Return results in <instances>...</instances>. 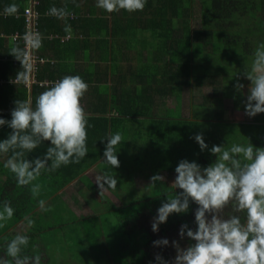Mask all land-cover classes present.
<instances>
[{
	"label": "trees",
	"instance_id": "16d2710c",
	"mask_svg": "<svg viewBox=\"0 0 264 264\" xmlns=\"http://www.w3.org/2000/svg\"><path fill=\"white\" fill-rule=\"evenodd\" d=\"M155 1H158V3L156 4ZM160 1L147 0L144 8L135 12L124 10L111 13L103 10L98 12L89 11V15L84 19V22L88 23V25H98V33L101 36L98 41L102 49H108L116 45L117 62L113 64L112 69L113 72H116V79H112L113 82L110 85L104 82H102L104 85H90L91 89L85 92V97H82L84 100L83 107L88 115V123L91 125L87 129L86 144L88 153L78 163L62 165L54 172L43 173L39 178L43 179L44 182L39 183L41 188L37 194H33L30 191V186H22L15 182L16 179L15 181L12 179V177H15L14 174L6 170L8 173L6 174L9 177L8 182L11 181L12 183L8 185L7 181L5 182L6 196L0 197V201L10 202L14 208V214L12 222L7 221L9 223L6 222L7 224L0 229V246L15 235L12 229L15 224L19 222L24 226H28L26 219L35 217L36 225L33 223L30 227H27L26 234L30 236L27 254L31 255L33 248L39 253L44 252L42 249L44 246L40 244L42 246L40 247L36 245L39 243L33 241V234H38L41 230L54 226L41 224L39 221L40 219H45V216H40L39 214L42 211H47L53 202H62L60 199L61 193H58L59 190L66 187L74 178L104 156L107 143L106 137L108 135L118 132L122 140L120 145L128 143L126 138L130 130L129 123L133 119L137 121L148 119L151 122L152 132L148 140L153 143V146L162 144L173 146V152H169L172 162L186 159L190 162H197L201 167H206L212 163L215 160V156L210 152V149L216 145V139H204L201 130L197 127V124L204 120L183 118L180 114L181 112H179L181 108L178 102L181 92L184 88L189 91L190 85H213L210 93H203L201 102L197 103L196 109L202 111H207L209 108L214 109L213 118L218 119L220 124L223 123L222 125L227 127L224 132L225 135H221L222 141H228L229 146L232 143H244L247 141L244 137L237 136L234 129L235 126H238V128H244L243 136L247 137L249 134L248 140L254 146L264 147V128L256 131L255 129L258 127L254 124H258L257 122L234 123L233 121L222 120L223 113L227 112V108L224 105L225 97L230 96L232 107L236 108L239 105L238 99L242 97V94L241 91H236L235 82L232 85H223L219 79L221 74L217 72L219 76L218 79H215L213 72L209 69L212 53H215V56H223L224 59L214 58L213 64L228 66L222 61L226 62L230 59L233 64L228 69L230 68L233 71L235 69L240 70L238 66H241L245 70L249 55H240L235 50L238 48L235 45L236 42L242 38L241 33L238 31L240 27L237 26V21L240 16L250 14L249 11H244L240 7L254 4L248 3V1L247 3L246 1L238 2L237 0H201L203 2L202 8L195 12L186 2L178 3L181 0ZM10 3L17 5L18 10L16 13L18 14L16 17L14 14L5 16L1 14L4 7ZM26 3L27 0H0V32L10 34L18 31L22 33L24 28L23 11ZM75 3L72 0H44L40 8L44 10L50 9L52 6H61L60 8H64L66 11H76L75 5L77 3ZM206 3H209V5H206ZM196 13L198 14L199 24L192 26L190 21L193 18V14L195 15ZM128 14L135 21L130 20ZM78 19L79 17L75 20ZM139 21L142 25L138 23ZM40 23V29L44 36L51 31L62 33L69 30L68 24L66 25L64 21L57 20L52 16H42ZM70 23L74 25L75 21L72 20ZM45 25H48V30L44 28ZM139 29L150 31L158 42L154 47L153 54L148 56L150 62L145 63L147 68L139 65L138 68L128 74V69L121 71L122 65L119 64V61L121 60L124 63L128 55V49L132 45L133 35L135 36ZM109 33L110 35L108 36ZM92 35V31H90L85 37H91ZM229 36L232 38L227 41ZM245 37L242 38L243 45L246 41ZM56 41L59 40L53 39V42ZM46 43V37L41 38L40 47L43 48ZM14 48L21 49L20 45L13 44L7 38H0V55L2 53L13 55L15 53L13 52ZM240 52L242 53V51ZM9 68V63L4 64V62L0 61V76ZM229 70H226V72ZM46 75L52 78L57 76L61 78L64 73L62 71L59 72L54 67L49 69L44 67L40 78ZM225 75L229 74L225 73ZM229 76L234 77L235 75ZM91 81L92 77L89 82ZM197 82L200 84H197ZM45 90L47 89L37 85L32 86L30 97L33 106L36 97ZM166 97H175L177 104L171 107L163 105L161 100ZM17 99H26L24 90L18 89L14 94V99L0 100V117L11 118L10 112L15 106L14 101ZM162 105L163 107H161ZM161 108L165 109L164 113L161 112ZM174 109L179 111L173 113ZM158 116L162 117L158 119ZM215 126V123H213V129H216ZM254 130L256 134H254ZM10 131L11 129L6 125L0 126V132H5L6 136V133H10ZM197 134L202 135L207 145V148L203 151L194 139ZM214 141L215 144L211 145L210 142ZM217 142H220V140H217ZM46 148L42 143L37 148V153H30L28 159L42 156ZM159 164H161L159 161L154 162V171L159 167L162 168ZM174 170L172 169V171ZM152 175L156 176L159 174L152 171V174L147 176V178L151 176L149 183H153L151 181ZM159 183L158 190H148L143 196L134 198L128 203L122 202L118 206L112 200L100 198V201L104 202L102 203L105 209L104 212H109L116 217L119 241L115 248L111 249L104 242L102 236L105 237V232L100 226L99 214L97 213L81 217L73 213V223L79 227L75 232V244L88 243L89 254H92L91 257L98 259L99 263L106 260L107 264H156L154 258L156 255H160L171 264L176 255V249L172 246V241L175 240L181 248L194 243L186 236L182 239L179 236V230L182 224H186L189 228L195 230L194 212L198 205L190 200L189 209L186 213L170 214L166 222L160 224L158 230L153 232L151 223L157 214V209L162 203L166 202L167 195L173 194V186H163L161 181ZM132 188L134 189V187ZM181 191L179 188L174 189L176 193ZM41 200L45 202L43 208L38 203ZM227 211L229 209H225V212ZM239 215L243 218V213H239ZM67 223L58 222L55 225L62 229L64 228L62 226ZM6 232L9 234L6 235ZM3 238L5 239L4 242H2ZM161 238H166L169 244L167 246H153V241ZM70 251L73 256L82 255L81 248H74V250L71 249ZM41 256L43 258L45 255ZM75 260H79L80 264H83L82 260L84 258L78 257Z\"/></svg>",
	"mask_w": 264,
	"mask_h": 264
},
{
	"label": "clouds",
	"instance_id": "9594fccd",
	"mask_svg": "<svg viewBox=\"0 0 264 264\" xmlns=\"http://www.w3.org/2000/svg\"><path fill=\"white\" fill-rule=\"evenodd\" d=\"M147 0H96L97 7L106 12L142 10ZM17 5L10 3L3 13L12 15ZM49 13L58 17L68 15L64 8L52 6ZM33 47L41 43L39 34L31 37ZM17 55L22 50L14 48ZM250 81L245 101V114L249 117L264 113V43L254 51L249 70L244 71ZM88 83L80 75H65L53 82L35 99L15 100L10 119L0 117V126L11 129L6 138L0 139V155L7 156L4 167L16 177L17 183L30 186L37 194L41 185L33 183L43 173L54 172L62 165L78 163L88 153V115L81 104V98L88 90ZM244 87L237 83L239 92ZM104 157L112 167L118 165L116 146L120 144V133L107 137ZM200 149L207 148L202 135L194 137ZM44 141L49 145L42 156L28 159V155ZM210 152L215 160L206 167L195 161L181 159L175 167L172 182L173 194L157 209L151 223V230L166 222L172 213H186L190 200L198 205L194 212L195 230L182 224L179 236L194 241L181 248L174 240L172 246L176 255L171 264H264V147L247 143H232L230 146L214 145ZM152 185L164 181L156 175ZM115 186L116 179H112ZM181 189L179 193L174 189ZM41 208L44 201L38 202ZM225 209L229 211L225 212ZM239 213H243V218ZM14 208L10 202L0 201V227L13 217ZM30 227L34 221L26 219ZM30 236L17 233L0 246V264H43L41 254L33 248L27 254ZM166 238L153 241V246H167ZM156 264H169L160 255Z\"/></svg>",
	"mask_w": 264,
	"mask_h": 264
},
{
	"label": "crops",
	"instance_id": "0c3cea01",
	"mask_svg": "<svg viewBox=\"0 0 264 264\" xmlns=\"http://www.w3.org/2000/svg\"><path fill=\"white\" fill-rule=\"evenodd\" d=\"M43 1L44 0H34L32 3L29 1L26 3L27 7H29L30 5H33V7L38 11V14H39V17H38V34H39L40 38L43 39V37H46V39H47V43H46V45L43 46V48L40 47L41 43H40V46L38 48L33 47V45L31 46V49L33 50L34 54H36L38 57H40L43 60L37 68V75H38L39 79H41V80H43V79H50V80L60 79L58 76L52 78V77L47 76V75L40 78L41 72H42L44 67H46L47 69L54 67V69H58L59 72L62 71L64 73V76L65 75H80L88 83V85H89L88 90L91 89L90 85H93V86L99 85V84L104 85V83H107L108 85H110L113 82L112 79H116V75H115L116 72L112 71L113 64L117 62V60H116L117 54L115 52L116 51V45H113L112 47H110L108 49H102L100 47L99 41H98V38L101 37L100 33H98V31H99L98 25H96V26H94V24L88 25V23L84 22V19L89 15L90 10L93 12H98L99 10H103V9L97 7L96 0H72V1H75L77 3V4L75 3L76 4L75 5L76 11H74V10L66 11L68 13V15L63 16V17H58L56 15L50 14L49 9L41 10L40 5L42 4ZM59 1H62V0H59ZM182 1H184L188 5H190V8L194 9L195 12H198V10L201 9L202 5H203V2L201 0H181L178 3H181ZM237 1L238 2L246 1V3L248 1V3L254 4V5H249L246 7L245 6L240 7L244 11H249L250 14L239 17V19L237 21L238 27H242L244 22L248 23V27L249 26L255 27L258 25H259L258 27L264 26V0H237ZM155 3L157 4L158 1H155ZM60 7H57V8H60ZM103 11L105 12V10H103ZM1 14H3L4 16L7 15V14H4L2 11H1ZM17 14L18 13H15L14 16L16 17ZM42 16L43 17L52 16L53 18H55L57 20H60L62 22L64 21V24H66V25L68 24L69 30L64 31L62 33L51 31L47 35L44 36L42 34L41 29H40V27H41L40 18ZM78 17H79V19L75 20ZM128 18L132 21H135L131 17H129V14H128ZM72 20L75 21L74 25H72L70 23V21H72ZM138 23L142 25V23L140 21ZM257 23H260V24H257ZM190 24L192 26L193 25L196 26L197 24H199L197 13L195 15L193 14V18L191 19ZM44 28L48 30V25H45ZM260 29H261V27H260ZM25 30H26V28H25V24H24V28H23L22 33H19L18 31H14L10 34H6V33L1 31L0 32V38H3V39L7 38V40H10L13 44L16 43V44L20 45L22 53H23V51H24L23 45L20 42L14 41L12 36L15 33H18L19 35H23L25 33ZM90 31H92L93 35L91 37L90 36L85 37V35H88ZM248 31L251 33L248 35V37L246 36L248 39H245L246 37L244 38L246 41L250 40L251 34L253 35V32H254V31H250L249 29H248ZM96 33H97V35H95ZM109 35H110V33L108 34V36ZM106 38H107V36H106ZM53 39H58L59 41L53 42ZM157 42H158V40L155 39L154 35H152L150 33V31L140 30V29L137 30L135 36L133 35L132 45L128 49L127 58L125 59L124 63L121 60L119 61V64L122 65L121 71L123 72V71H125L123 69H128V74H129L132 70H135L136 68H138L139 65H141L143 68H147L146 64H144V63L150 62L148 59V56H151L153 54V52L155 50L154 47L156 46ZM244 51H247V53H244L242 51L241 54L250 55V52L251 53L253 52V58H254V50H248L246 48V49H244ZM0 61L4 62V64H7V63L10 64V68L8 70H6V72H4V74L2 76H0V100H2V101L9 100L12 98L14 99V94L17 92L18 89H22L25 91V93H26V99L25 100L31 101L30 91H31L32 86L37 85V86H40V87L45 88V89H48L51 86V85H45V84H38L37 83V84H32L29 87H27L24 83L21 82V78L24 75L22 54L17 55L16 53H14L13 55H7L6 53H2L0 55ZM141 63H143V64H141ZM226 63H227L226 65H228L227 67H229V66H232L233 61L229 59L228 61H226ZM233 67H234V65H233ZM238 67H240L239 68L240 70L235 69V71H233L232 69H230L228 72H226V71H220L219 72L221 74V77H219V79L223 85H226V86L232 85V84H234V82L236 84L240 83V84L244 85V87L240 90L242 97L240 99H238L239 100L238 107L233 108L232 104H231V97L230 96L225 97L224 105L227 108V113H229V116H228L227 120H225L224 116H223L222 120L223 121H233L234 123H244V122L253 121V122L258 123V124H254L256 127H258L257 129H255L256 131L260 130V129L263 130V128H264V113H258L252 117H249L248 115L245 114L244 105H245L246 96H247V89H248V85L250 84V81L248 79H246V77L244 75V71H246V69L243 70V68H241V66H238ZM219 73L217 74V72L216 73L213 72L215 79H218ZM225 73H228L229 75H235V76L233 77V76L225 75ZM239 76H241V80H237ZM91 77H92V81L89 82ZM14 78H18V80L14 81ZM195 81H196V79H195ZM102 82H104V83H102ZM206 89H208L207 92L210 93L213 89V85L208 84V86H206ZM189 90H190L191 96H194L197 94V86L196 85H190ZM84 97H85V94H84ZM228 102H229V104H227ZM197 103L198 102H196V103L190 102L189 106L197 105ZM81 104H82V106H84L83 98H81ZM175 104H177V101L175 102ZM175 104H174V106H175ZM178 104L181 108L182 107V100L180 98H179ZM161 107H163V105ZM229 110H230V112H229ZM212 111H214V109ZM179 112H181L180 114L183 118H189V119H195V120L197 119L194 115H192V113L188 114V115H184V114H182L181 109ZM188 113H189V109H188ZM210 118L211 119L209 121L211 123L210 124L211 129H213V123H215V125L220 124V121L216 118H213V115H211ZM214 120H215V122H214ZM243 129L244 128H240V127L238 128V126H235L234 130L237 133V136L244 137L242 134ZM2 132H0V139L6 138V135L4 134L5 132L4 133H2ZM240 132H241V134H240ZM6 134L8 135L9 133H6ZM254 134H256V132H254ZM248 136H249V134H248ZM43 145L45 147H48L49 142L45 141V142H43ZM36 153H37V149H35L31 154H36ZM6 159H7V156L0 155V188H1L0 197H2V198L4 196H6L5 188H4L5 182L7 181L8 185H10L12 183L11 181L8 182L9 177L7 175L8 173L6 172V170H8V169L3 166ZM105 159L106 158L104 156H102L100 159H98L96 162H94L91 166H89L83 173H81L76 178H74L66 187L59 190L58 193H61L60 197L72 196V195L68 194L69 188H72L73 186L78 184L80 182L81 177H83V178L85 176L90 177L89 172H91V174H93V176H95L96 179H98V180L106 182L108 179H110L111 176L107 174L108 173L107 167L101 165L102 161ZM143 175H144L143 177H147L149 175V173L146 174L145 172H143ZM132 178H133V176H132ZM12 179L15 181L16 177H12ZM144 179H146V178H144ZM15 182H17V180ZM41 182H44L43 179H41V178H38L37 181H35V183H41ZM107 184H109V183H105V185H107ZM108 189L110 190L109 187H108ZM111 191L113 193H115V191H113V190H111ZM90 192L92 194H96V195L102 194L104 197H106V199L111 200L108 198L110 196L103 191H101L99 193L96 189H93ZM75 193H78V191H75ZM65 200H69V199L66 198ZM79 201H81V200H79ZM90 214H95V213H90ZM97 214H100V211ZM84 215H88V214H84ZM98 217H99V215H98ZM78 264H80V262H78Z\"/></svg>",
	"mask_w": 264,
	"mask_h": 264
},
{
	"label": "rangeland",
	"instance_id": "374dc122",
	"mask_svg": "<svg viewBox=\"0 0 264 264\" xmlns=\"http://www.w3.org/2000/svg\"><path fill=\"white\" fill-rule=\"evenodd\" d=\"M206 5H209V3H206ZM258 26L248 27V23L244 22L242 27L238 29V31L241 33L242 38L245 36L248 37V35L251 33L248 31V29L250 31H254L253 35L251 34L250 40L245 41L244 45L242 44L243 43L242 38H240L236 42L235 45H237L238 48L235 50L238 54L241 55L240 51L247 53V51H244V49L246 48L248 50L255 51L256 47L259 44L264 43V38H263L264 26H260L261 29L263 28L262 30ZM247 37L245 39H248ZM231 38L232 37L229 36L228 37L229 40L227 41H230ZM243 46L244 49L242 50ZM214 58L224 59L223 56H215V53H212L211 60L209 63L210 71L216 73L230 69V68L228 69L227 66H219L213 64ZM252 61H253V52L249 55L247 66L245 67V69L247 70L250 69ZM222 62L224 64H227L225 61ZM237 80H241V76H239ZM197 84L200 83L197 82ZM206 86H208V84H205L203 86L198 85L197 94L194 96L190 95V90L188 91V89L186 88L183 89L180 95V99L182 100V107H181L182 114L188 115L192 113V115H194L196 118H199L200 120H204L203 122H199L197 124V127L201 130L204 139L205 140L216 139V145L225 144V147H228L229 146L228 141L227 142L222 141V137H221V135H225L224 132L226 131L227 127L222 125L223 123L216 125L215 126L216 129H211L210 127L211 123L209 120L211 119L210 116L213 114L212 109L209 108L207 111H202L196 109V106L198 105L189 106L190 102L193 103L201 102L203 93H206L208 91V89H206ZM161 101L163 105L170 107L174 106L176 102L174 97H166L164 100ZM227 104H229V102ZM164 108H161L162 113L165 112ZM188 109H189V113H188ZM176 112L178 111L174 109L173 113ZM223 116L224 119L227 120L229 113L224 112ZM161 117L162 116H158V119ZM150 123L151 122H149L148 119L143 121H137L133 119L132 122L129 123L130 130L128 131L126 138L128 143L126 142L125 144L122 145L119 144L116 147L118 150L116 152L118 165L112 167L110 161L107 159L103 160L101 163V165L107 167L108 169L107 174L111 176L110 179L104 182L96 179V177L93 176L91 172H89L91 178L89 176H85L84 178L81 177L80 182L78 184H76L72 188H69L68 194L72 196L60 197V199L62 198L61 199L62 202L60 201H58V203L53 202V204L51 205L50 208H48L47 211L44 212L42 211L41 214L38 213L40 216H45V219L44 218L40 219L39 222L41 224L44 223V225L46 226L47 225L54 226L51 228H45L41 230L38 234H33L34 237H32L33 241L39 243L36 245L40 247H42L41 245L44 246V248L42 247L44 252L40 253L41 255H45L42 258L43 264H73V263L78 264L79 260H75L78 257L84 258V260H82L83 264H107L106 260H104L102 263H99L98 259H95L93 256L91 257L92 254L91 255L89 254L88 243L85 244L83 243L82 245L75 244L76 240L74 239L76 235L75 232L79 229V227L78 225L73 223V218H74L73 213H75L77 216H83L84 214L98 213L100 211L98 220L100 222V226L105 232V237L102 236L104 238V242H106L112 249L116 247L119 241L118 229L116 226V217L109 212H104L105 209L102 204L104 202H101L100 198L106 199V197H104L102 194L99 195L92 194L90 191H92L93 189H96L99 193L101 191L107 193L110 196L108 198L111 199L112 201L114 200L113 202L118 206L122 204V202L128 203V201H131L134 198L143 196V194L147 193L148 190L150 191L158 190L157 188L160 183L157 182L156 186L154 187L152 183H149L151 176L148 178L143 177L144 176L143 172H145L146 174L149 173V175L152 174V171L155 173L158 172L160 176L164 177V181H165V182L161 181V185L172 186L171 184L176 176L175 171H172V169L173 170L175 169L178 160L172 162V157L169 154V152H173V146L171 147L170 144L153 146V143H151L150 140H148L152 132ZM244 138L247 140L249 136L247 137L244 136ZM217 140H220V142H217ZM210 143L211 145H213V143L215 144V141ZM244 143H247V141H245ZM156 161H159L161 163L159 165L162 166V168L159 167L157 170L154 171L155 167H153V165L154 162ZM152 176L154 177V175ZM113 178L116 179L115 186H113L112 184ZM105 183H109V184L105 185ZM107 186L110 188V190L108 189ZM132 187H134L135 190ZM111 190L115 191V193H113ZM75 191H78V193H75ZM66 198L69 199L70 201L65 200ZM12 220L13 218H11L8 221L12 222ZM32 220L36 225L37 222L35 220V217H33ZM58 222H62V223L68 222V223L62 226L64 228L60 229L57 225H55ZM27 227L28 226H24L23 224L18 222L17 224H15V227L12 228L13 233L14 234L22 233V232L27 233ZM0 229H2V227H0ZM8 234L6 232V235ZM4 240L5 239L3 238L2 242H4ZM96 247L98 248V246ZM74 248H78V249L81 248L82 255L77 257L73 256L70 250L71 249L74 250ZM0 255H3L2 247L0 248ZM45 259L46 261H44Z\"/></svg>",
	"mask_w": 264,
	"mask_h": 264
},
{
	"label": "built area",
	"instance_id": "2783aa9c",
	"mask_svg": "<svg viewBox=\"0 0 264 264\" xmlns=\"http://www.w3.org/2000/svg\"><path fill=\"white\" fill-rule=\"evenodd\" d=\"M28 1L32 3L34 0H27V2ZM23 15V20L26 28L25 33L23 35L15 33L12 36L13 40L20 42L23 45L24 49L22 53L24 75L21 78V82L24 83L27 87L37 83L52 85V83L57 81L58 79H39L37 75V68L43 60L36 54H34L33 50L31 49V37L35 34H38V11L33 7V5H30L29 7L25 5ZM17 80L18 78H14V81Z\"/></svg>",
	"mask_w": 264,
	"mask_h": 264
}]
</instances>
